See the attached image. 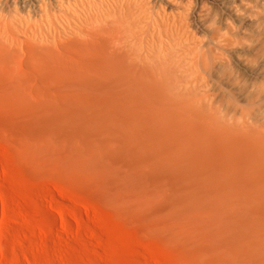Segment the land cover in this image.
I'll return each instance as SVG.
<instances>
[{"label":"rangeland","instance_id":"1","mask_svg":"<svg viewBox=\"0 0 264 264\" xmlns=\"http://www.w3.org/2000/svg\"><path fill=\"white\" fill-rule=\"evenodd\" d=\"M56 19L0 20V264H264V127L252 106L122 128L84 116L61 131L52 116L74 92L43 79L27 51L79 23ZM238 141L253 147L230 149ZM195 147L219 167L189 161Z\"/></svg>","mask_w":264,"mask_h":264},{"label":"bare ground","instance_id":"2","mask_svg":"<svg viewBox=\"0 0 264 264\" xmlns=\"http://www.w3.org/2000/svg\"><path fill=\"white\" fill-rule=\"evenodd\" d=\"M57 16L79 23L57 41L27 47L43 79L74 92L52 125L78 129L84 116L115 128L201 121L210 116L204 107L218 102L242 113L233 103L242 100L264 127V88L255 87L264 78V0H0V20ZM188 149L189 161L219 167L218 154Z\"/></svg>","mask_w":264,"mask_h":264}]
</instances>
